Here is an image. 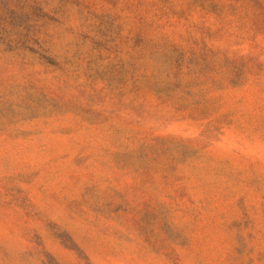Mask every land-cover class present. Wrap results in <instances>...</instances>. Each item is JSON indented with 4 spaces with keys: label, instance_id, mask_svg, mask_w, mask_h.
<instances>
[{
    "label": "rangeland",
    "instance_id": "374dc122",
    "mask_svg": "<svg viewBox=\"0 0 264 264\" xmlns=\"http://www.w3.org/2000/svg\"><path fill=\"white\" fill-rule=\"evenodd\" d=\"M0 264H264V0H0Z\"/></svg>",
    "mask_w": 264,
    "mask_h": 264
}]
</instances>
